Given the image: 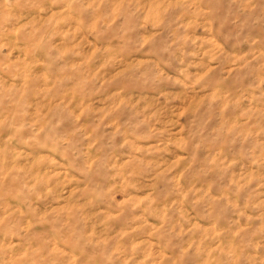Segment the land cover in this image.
Returning a JSON list of instances; mask_svg holds the SVG:
<instances>
[{
  "label": "clouds",
  "instance_id": "obj_1",
  "mask_svg": "<svg viewBox=\"0 0 264 264\" xmlns=\"http://www.w3.org/2000/svg\"><path fill=\"white\" fill-rule=\"evenodd\" d=\"M0 264H264V0H0Z\"/></svg>",
  "mask_w": 264,
  "mask_h": 264
}]
</instances>
